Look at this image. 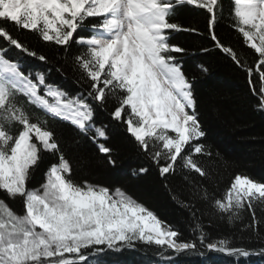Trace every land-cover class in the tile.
Segmentation results:
<instances>
[{
  "label": "snow or ice",
  "instance_id": "snow-or-ice-1",
  "mask_svg": "<svg viewBox=\"0 0 264 264\" xmlns=\"http://www.w3.org/2000/svg\"><path fill=\"white\" fill-rule=\"evenodd\" d=\"M187 6L203 10L206 31L179 22ZM229 18L254 50V67L218 31L223 0H0V264H106L107 252L138 245L157 249L146 264H174L201 249L233 264L264 259V182L240 172L222 195L213 191L220 154L203 142L195 77L184 67L190 50L172 42L179 33L206 36L212 46L199 51L219 52L245 71L264 110V0H234ZM24 30L59 51L49 58L22 41ZM10 49L45 64L56 60L63 83L49 79L51 68L34 70L10 57ZM104 111L114 124L97 120ZM121 125L188 213L191 238L126 189L79 175L92 161L74 158L72 145L88 140L115 166L107 141ZM48 156L54 160L33 186ZM17 199L22 213L8 203ZM214 223L228 231L212 238Z\"/></svg>",
  "mask_w": 264,
  "mask_h": 264
},
{
  "label": "trees",
  "instance_id": "trees-1",
  "mask_svg": "<svg viewBox=\"0 0 264 264\" xmlns=\"http://www.w3.org/2000/svg\"><path fill=\"white\" fill-rule=\"evenodd\" d=\"M223 4L225 20L219 25L218 31L224 41L237 51L241 59H247L254 67L256 56L254 50L244 44L243 37L232 26L233 21L229 18L230 12L234 14V0H223ZM202 12L203 10L195 9V6L183 7L178 12V20L186 26L195 21L200 31L204 32L206 28ZM20 38L33 48L42 50L49 58H53L56 51H59L58 46L39 41L34 33L27 30L20 34ZM172 42L190 50L189 55L184 57V67L190 77H195L194 90L198 99V111L202 127L206 132L203 142L211 146L213 153L220 154L221 159L217 160L220 183L213 191L217 196L222 195L231 178L240 172L264 182V110H257L258 100L248 85L246 72L219 52L201 53L199 51L201 45L212 46V42L206 36L179 33ZM192 52H195V55H192ZM8 55L12 58L21 56L23 62L34 70L47 72L51 68L49 79L63 83V77L56 71L58 63L56 60H53L52 64H45L20 54L19 50L15 49H10ZM200 64L208 69L207 73H203L197 67ZM66 71H69L71 78L70 70L66 69ZM253 80L258 87V74H253ZM72 87L76 88L77 85L73 84ZM97 120L115 123L111 121L107 111L98 113ZM125 128L126 126L123 125L118 126L107 141L108 146L113 148L115 166L109 165L107 157L99 153L96 146L88 140L81 139L79 146L72 145L71 154L74 158L86 156L92 161L91 167L87 171L80 172L79 175L105 186L126 189L150 206L161 219L179 227L186 238H191L188 213L171 198L169 191L164 187L163 179L155 167L137 152ZM50 160H54V157L48 156L41 165L32 181L33 186L43 180V171ZM141 167L147 168L148 171L139 173L138 169ZM8 203L16 212H23L21 200L8 201ZM257 215L260 213L257 212ZM246 218L250 219V215L246 214ZM207 231L211 233L212 238H216L228 229L222 223H214ZM245 246L257 245H247L245 242ZM137 248L138 250L135 251L128 249L110 251L102 259L106 264H146L147 259L157 252L154 247L145 249L138 245ZM173 262L174 264H233L232 258L205 249H201L200 252L180 254L173 258ZM251 264H264V259L254 256L251 258Z\"/></svg>",
  "mask_w": 264,
  "mask_h": 264
}]
</instances>
